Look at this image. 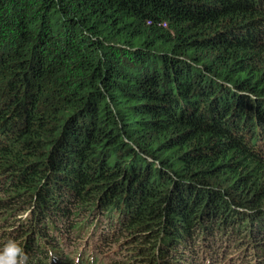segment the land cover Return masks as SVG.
Segmentation results:
<instances>
[{"label": "trees", "instance_id": "16d2710c", "mask_svg": "<svg viewBox=\"0 0 264 264\" xmlns=\"http://www.w3.org/2000/svg\"><path fill=\"white\" fill-rule=\"evenodd\" d=\"M85 231L264 264V0H0V252Z\"/></svg>", "mask_w": 264, "mask_h": 264}, {"label": "rangeland", "instance_id": "374dc122", "mask_svg": "<svg viewBox=\"0 0 264 264\" xmlns=\"http://www.w3.org/2000/svg\"><path fill=\"white\" fill-rule=\"evenodd\" d=\"M87 230V229H86ZM82 237V238H81ZM98 239V234L96 235L93 232L88 233L85 231L83 234L76 235L72 238H62L58 246L54 249H57L61 252L62 258H67L71 263H75L76 259H79L84 264H112V261L115 259V250L111 247L105 248L104 246L99 250V252H93L90 248V243L93 240ZM80 240V242H78ZM89 246H88V245ZM132 248H128L125 253H122L123 258L126 257V253H130ZM56 255H60L57 252H54ZM252 259V258H251ZM223 260V259H221ZM231 256H225L224 263L231 264ZM240 264V263H234Z\"/></svg>", "mask_w": 264, "mask_h": 264}, {"label": "clouds", "instance_id": "9594fccd", "mask_svg": "<svg viewBox=\"0 0 264 264\" xmlns=\"http://www.w3.org/2000/svg\"><path fill=\"white\" fill-rule=\"evenodd\" d=\"M27 256L14 242H9L0 252V264H25Z\"/></svg>", "mask_w": 264, "mask_h": 264}]
</instances>
